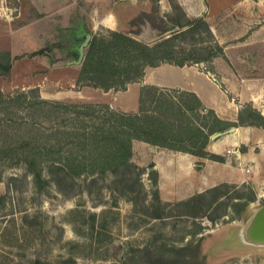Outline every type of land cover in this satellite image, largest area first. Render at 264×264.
I'll list each match as a JSON object with an SVG mask.
<instances>
[{"label": "rangeland", "instance_id": "rangeland-1", "mask_svg": "<svg viewBox=\"0 0 264 264\" xmlns=\"http://www.w3.org/2000/svg\"><path fill=\"white\" fill-rule=\"evenodd\" d=\"M108 1L0 0V54L9 51L13 60L11 72L0 75V264H264V239L246 235L251 218L264 209V130L263 137H253L247 145L238 143L235 154L223 152L224 160L231 158L232 167L217 173L231 180L217 182L220 192L207 196L200 193L214 186L202 189L206 174L197 169L189 179L196 191L163 194L155 164H143L134 144L133 160L144 169V191L127 195L110 187L113 175L109 172L83 174L65 193L53 183L39 188L24 160L13 164L24 157L21 150L16 154L13 149L30 137L34 145L58 137L63 140L61 155L67 154L74 145L57 129L96 121L78 113L82 105L92 104L96 111L109 105L116 111L138 112L144 99V108L154 106L149 85H143L131 107L134 82L125 89L105 90L110 93L108 99L75 96L94 87L77 84V79L86 36H108L112 30L102 25L91 29L97 6ZM131 1L140 3L141 12L118 31L135 38L143 31L142 40L149 39L153 29L158 37L144 41L150 43L168 36L166 30L174 25L189 20L197 25L203 19L211 32L200 26L176 42L177 51L196 60L217 54L197 64L219 77L233 65L244 76L264 74V42L257 41L264 34L262 0H198L202 12L197 13L179 0ZM254 34L257 48L247 49ZM219 46L224 53L219 54ZM42 48L47 49L45 53L32 55ZM34 88L39 97L31 93ZM164 89V94L195 102L190 96H179L176 89ZM42 98L71 107L41 103ZM236 134L224 132L219 139ZM93 176L97 180L90 183Z\"/></svg>", "mask_w": 264, "mask_h": 264}, {"label": "trees", "instance_id": "trees-1", "mask_svg": "<svg viewBox=\"0 0 264 264\" xmlns=\"http://www.w3.org/2000/svg\"><path fill=\"white\" fill-rule=\"evenodd\" d=\"M197 21H199L197 25L196 21L191 20L185 25H174L166 30V33L169 32L168 36L150 43L118 30H109L108 36L101 33L93 34L85 51L77 84L87 82L88 85L106 91L112 88L125 89L129 83L140 80L148 66L161 63L183 66L211 60L218 55L196 60L190 58L191 54L177 51L176 42L181 41L186 34L194 32L200 26H206L207 31L211 32L206 21L203 19ZM176 26L179 27L178 31L174 30ZM46 50L42 48L32 55L43 54ZM222 53H224L223 46H219V54ZM0 59V75L9 74L13 64L11 53L9 51L1 53ZM146 88L152 91L151 101L155 103L153 107L144 108V99L138 112L116 111L109 105L96 111L92 104L82 105V112L78 113L91 115L96 121L91 124L81 121L83 126L70 130L57 129L59 133H64L62 138L67 143L74 145L67 150V154L61 155L64 150L63 140L58 137L48 138L42 145H34L30 137L13 149L16 154L21 150L24 156L20 160H15L13 164L24 160L27 171L33 175L39 188L53 183L65 193H68L66 190L73 188L76 179L83 174L95 176L109 172L113 175L110 187L127 195L144 191L141 181L144 169L133 160V144L136 140L223 161L221 155L207 150L213 134L225 132L239 125H256L264 128V115L249 104L241 109L239 122H229L219 118L216 112L205 106L194 92L176 89L179 96H190L197 105L190 100H180L176 95L164 94V88L154 85ZM153 90L160 93L156 94ZM37 91V88H34L31 93H36L35 96L39 97ZM145 93L146 90H143V97ZM174 99H178L177 102ZM40 102L49 103L54 107L63 106L67 110L71 107L59 101L51 103L43 98ZM191 117H195L199 123L194 124ZM71 148L76 149L79 154L75 155ZM202 164L198 163L197 166L201 167ZM94 176L90 183L96 182ZM221 188L222 186L217 185L200 195L207 196L210 193L220 192Z\"/></svg>", "mask_w": 264, "mask_h": 264}, {"label": "crops", "instance_id": "crops-1", "mask_svg": "<svg viewBox=\"0 0 264 264\" xmlns=\"http://www.w3.org/2000/svg\"><path fill=\"white\" fill-rule=\"evenodd\" d=\"M179 1L184 5H189L187 9L189 11H193L194 13L198 11L202 12L201 4L198 0ZM133 6H137V11ZM140 6L138 1L109 0L106 4L102 5V7L97 6V10L94 12V17H97V20L93 26L91 23V29L96 30L95 27L98 25L112 30L125 29V27L127 28L128 21L138 16V13L141 12ZM250 29H253V26H251ZM157 34L156 31L151 29L150 38H142V40H155L158 37ZM142 35L143 31L137 34V38L140 40ZM256 35L254 34L251 36V39L248 40L247 49L257 48V43L255 44L257 40ZM262 40L257 41L258 43L264 42V34ZM220 73L219 77L215 72L197 63L183 66L172 63H161L156 66H148L139 83L134 82V85H131V88L135 90V97L131 99L130 105L132 107L136 104L137 95L139 94L141 86L154 85L162 88L181 89L194 92L205 106L213 109L219 118L224 121L239 122L240 111L247 104L256 108L264 115L263 73L244 76L243 72L234 65L228 69L227 73L224 71ZM105 92L106 91L102 88L88 87V90L84 88L83 94L81 93L82 95L75 93V96L84 98L85 100H92L90 99L92 97H95L97 100L103 97L108 99L110 95L107 94L110 93ZM263 130V127L256 125H239L235 130L238 134L227 135L222 139L218 137L215 140H211L207 145V150L221 156H223V152L231 150L232 153H230L235 154L238 150V143L247 145L253 137H263ZM134 148L135 155L137 158L141 157L144 162L143 164L149 162L155 164V168L159 174V184L162 193L165 195L196 191V189H192L194 185L192 183L193 186H191L189 181L190 173L194 169L206 174L203 180L205 184L202 185V189L215 186L217 182L224 179L228 181L231 180L229 179L230 177H223L222 172L217 173L219 170H229L230 167H232L230 166L232 162H229L231 158H228L227 161L213 160L184 151H175L158 147L157 145L155 146L148 142L138 140L135 141ZM198 162L203 163L199 168H197Z\"/></svg>", "mask_w": 264, "mask_h": 264}, {"label": "water", "instance_id": "water-1", "mask_svg": "<svg viewBox=\"0 0 264 264\" xmlns=\"http://www.w3.org/2000/svg\"><path fill=\"white\" fill-rule=\"evenodd\" d=\"M175 31H178L179 28H175ZM92 39V35L88 34L85 40V46H88L89 42ZM84 52H82V58L84 57ZM236 127L233 126L230 129L226 130V133L235 132ZM224 135V132H218L211 136L212 140L217 139L218 137ZM247 238L252 240H263L264 239V209L259 213L255 214L248 225V230L246 232Z\"/></svg>", "mask_w": 264, "mask_h": 264}, {"label": "clouds", "instance_id": "clouds-1", "mask_svg": "<svg viewBox=\"0 0 264 264\" xmlns=\"http://www.w3.org/2000/svg\"><path fill=\"white\" fill-rule=\"evenodd\" d=\"M262 3H264V0H262Z\"/></svg>", "mask_w": 264, "mask_h": 264}]
</instances>
